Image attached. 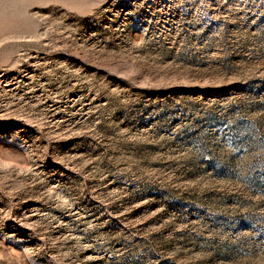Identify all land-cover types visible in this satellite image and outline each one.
Returning <instances> with one entry per match:
<instances>
[{
  "label": "rangeland",
  "instance_id": "rangeland-1",
  "mask_svg": "<svg viewBox=\"0 0 264 264\" xmlns=\"http://www.w3.org/2000/svg\"><path fill=\"white\" fill-rule=\"evenodd\" d=\"M0 264H264V0H0Z\"/></svg>",
  "mask_w": 264,
  "mask_h": 264
}]
</instances>
